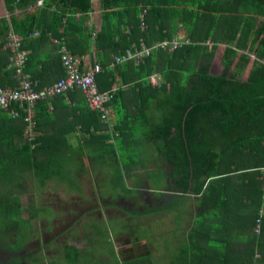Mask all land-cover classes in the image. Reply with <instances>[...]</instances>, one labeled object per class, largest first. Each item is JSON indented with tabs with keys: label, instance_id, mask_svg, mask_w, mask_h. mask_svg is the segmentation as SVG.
<instances>
[{
	"label": "crops",
	"instance_id": "obj_1",
	"mask_svg": "<svg viewBox=\"0 0 264 264\" xmlns=\"http://www.w3.org/2000/svg\"><path fill=\"white\" fill-rule=\"evenodd\" d=\"M100 5V0H94L88 16L92 32L101 28ZM40 11L30 7L7 11L5 0H0V21L5 19L9 25ZM252 15L264 16V11L254 9ZM34 20L33 31L15 33H39L23 46L29 56L24 72L38 82L39 88L65 77L57 40L65 39L70 52L84 66L99 64L93 42L87 46L78 36H59L49 16L39 13ZM253 23L257 29L264 25L258 19ZM3 30L0 25V37L5 38L8 34L5 36ZM219 46L224 49L225 43ZM240 53L250 55L246 50ZM256 53L251 58L264 63ZM222 54L211 60L212 76L222 74ZM8 64L9 52L2 47L0 84L14 89L18 82ZM249 69L242 79L248 78ZM107 74L102 69L97 85L99 90L116 88L108 123L89 113L78 91L68 98L36 105L33 115L41 150L33 167L52 162L50 178L41 181L32 171L0 175V209L11 207L12 223H20L14 219L18 216L26 220L31 234L33 226L38 230L27 245L38 249L25 254L26 264H264V219L262 233L255 232L259 212L264 209L260 172L264 168V141L254 149L223 151L216 146L213 152H194L184 173L166 160L165 150L156 139L150 142L146 133L162 120L163 89L123 84L118 74L108 86L111 78H106ZM178 78L192 80L189 73ZM9 117L0 110V145L13 141L18 150L25 123ZM131 150L136 153L134 161L124 163L122 158L130 160ZM199 158L205 175L212 171L209 161L214 162L213 177L198 179L195 168L201 161L195 160ZM145 173H155L154 189L147 186ZM185 174L190 175L188 184L183 180ZM124 178L138 183L135 195L130 194ZM147 193L154 194V203L148 201Z\"/></svg>",
	"mask_w": 264,
	"mask_h": 264
},
{
	"label": "trees",
	"instance_id": "obj_2",
	"mask_svg": "<svg viewBox=\"0 0 264 264\" xmlns=\"http://www.w3.org/2000/svg\"><path fill=\"white\" fill-rule=\"evenodd\" d=\"M93 1L43 0L40 12L32 13L22 21L12 20L10 25L4 19L0 25L5 36L11 30L25 34L35 28L37 14L49 16L57 25L59 36L68 39L78 36L87 46L93 42L96 61L104 70L115 55L125 53L132 45L153 46L170 41L183 31L190 46L171 53L159 51L139 64L127 62L108 69L105 75L111 78L108 86L114 83V75L118 74L123 78V84L133 82L134 87L150 88L149 75H160L159 89L164 93L162 120L155 128L149 127L146 133L150 135V142L156 139L157 145L165 150L166 160L184 173L188 171V158L194 152H213L216 146L224 148L223 151L254 149L264 141V63L251 58V54L257 52V58L264 62V25L257 29L253 23L254 19L264 23V16L252 15L254 9L264 11V0H100L101 28L95 36L88 28ZM5 3L7 11L12 12L33 7L38 0H5ZM76 16L80 19L76 20ZM209 40L215 47L212 51L202 46ZM224 43L222 74L212 76L210 66L216 46ZM241 50L250 55L241 54ZM108 56L113 57L110 60ZM249 67L248 78L242 79ZM186 73L191 74V81L178 78ZM125 74L129 79H125ZM107 90L110 89H100ZM89 113L101 122L97 113ZM36 140L35 149H30L24 140L19 143L18 150L13 141L0 145V175L8 177L32 171L41 181L50 178L54 171L52 162L33 167V164L37 165L41 150L39 137ZM202 163L195 168L198 179L213 177L214 162L209 161L212 171L208 175L200 168ZM182 176L188 184L190 175ZM201 184L199 193L203 182ZM262 195L264 197L263 190ZM11 214V207L0 209V252L3 253L13 252L12 243L7 240L9 232L21 233L22 224L12 223ZM5 218L10 221L7 226L2 224ZM22 223L27 222L22 219ZM0 264L21 262L11 259Z\"/></svg>",
	"mask_w": 264,
	"mask_h": 264
},
{
	"label": "built area",
	"instance_id": "obj_3",
	"mask_svg": "<svg viewBox=\"0 0 264 264\" xmlns=\"http://www.w3.org/2000/svg\"><path fill=\"white\" fill-rule=\"evenodd\" d=\"M42 7L43 0H38L35 6L30 7V10ZM140 18L142 20V16ZM143 28L144 24L142 23L141 29ZM96 33L93 32V36ZM38 34L35 31L27 36H22L11 30L5 38L0 37V48L3 47L9 52L8 69L15 75L18 82V86L14 89H5L0 84V110L8 112L12 119H23L25 123L24 140L30 146V149H35L38 145L36 120L33 115L38 103L54 98H68L69 94L78 91L84 96L89 111L97 113L102 122L108 123L110 104L116 93V88L107 91L99 90L96 79L102 73L103 68L99 64H94L91 67L84 66L82 60L70 52L65 39L56 41L57 52L62 68L65 70V77L52 86L44 89L39 88L38 82L24 72L29 56L23 48L27 39L38 36ZM190 45L188 40H180L178 37H174L170 41L156 43L153 46L141 43L138 46L132 45L131 49L125 53L115 55L112 61L107 64L106 69L112 70L117 65L127 62L139 64L159 51L171 53ZM148 82L153 87L158 88L162 84L158 73L149 75ZM108 130L116 136L112 129ZM260 172L264 183V168ZM263 219L264 209H261L255 226L257 235L262 233Z\"/></svg>",
	"mask_w": 264,
	"mask_h": 264
},
{
	"label": "rangeland",
	"instance_id": "obj_4",
	"mask_svg": "<svg viewBox=\"0 0 264 264\" xmlns=\"http://www.w3.org/2000/svg\"><path fill=\"white\" fill-rule=\"evenodd\" d=\"M178 38L180 40H185V34L183 31H180L178 33ZM204 46L205 50L208 51H212L213 49H215V47H213V43L211 42V40H209L208 42H206V44L202 45ZM216 50L214 52V56L215 55H221L223 52V48L220 50L221 46H216ZM25 141V140H24ZM130 156V160L126 161L125 158H122L123 162H133L134 161V157L136 155V153L131 150L128 154ZM148 165L150 163H147ZM152 166H150V168H153V164H150ZM148 167V166H146ZM144 177H146V181H147V186H152V188L154 189V177H155V173H145ZM124 184L127 188H130V194L131 195H135L134 193L137 192V184L135 182H131L130 178H124ZM39 194V193H38ZM147 197H148V201L154 203V194H150L147 193ZM154 205V204H153ZM17 214V213H16ZM19 215V214H17ZM1 216V215H0ZM20 216V215H19ZM15 220L19 221V224H22V228H21V233L19 235H15V233L13 231L9 232V236L7 237V240L12 243V250L13 252H16V254H12V253H8L3 256L0 257V263L2 262H8L11 259H15L21 262V264H26V258L24 257L25 254L27 253H31L34 252L35 250H37L38 248H36L35 245L30 244L29 246H27L30 242H32L33 239H35L36 235H37V228H34L33 226V233L35 234H31V229L29 227V225L23 224L21 217L19 218L18 216H15L14 218ZM3 226H7L8 224V219L5 218L4 219V223H2Z\"/></svg>",
	"mask_w": 264,
	"mask_h": 264
},
{
	"label": "flooded vegetation",
	"instance_id": "obj_5",
	"mask_svg": "<svg viewBox=\"0 0 264 264\" xmlns=\"http://www.w3.org/2000/svg\"><path fill=\"white\" fill-rule=\"evenodd\" d=\"M7 253L0 252V257L5 256Z\"/></svg>",
	"mask_w": 264,
	"mask_h": 264
}]
</instances>
